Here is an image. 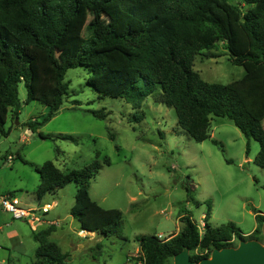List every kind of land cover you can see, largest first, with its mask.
Wrapping results in <instances>:
<instances>
[{"label": "rangeland", "instance_id": "374dc122", "mask_svg": "<svg viewBox=\"0 0 264 264\" xmlns=\"http://www.w3.org/2000/svg\"><path fill=\"white\" fill-rule=\"evenodd\" d=\"M229 7L240 23L247 8L244 1L231 0ZM100 11L106 23L117 31L124 29L126 22L116 5ZM95 13L84 10L58 46L61 62L73 57L90 36L88 27ZM194 70L208 84L228 85L245 76L244 68L233 64L223 45L197 56ZM89 78L87 68L67 71L69 96L37 133L26 124L49 114L41 103L23 104L18 119L13 120L11 112L8 115L4 126L8 134L0 132V200L12 194L26 209L54 206L42 215L44 223L36 231L0 211V264H32L39 247L34 235L52 228L48 240L69 256L68 264H129L128 259H138L141 238L164 241L178 235L183 227L179 218L185 214L200 226L210 210L208 222L213 228L233 223L245 236L255 231L256 215H264V169L255 164L258 142L248 139L230 120L213 117L210 139L197 143L179 127L173 108L152 99L138 106L100 98ZM20 97L26 101L23 86ZM95 112L104 118L95 117ZM47 162L63 173L98 164L90 196L102 208L123 213L121 234L105 238L81 232V224L71 215L77 194L74 183L38 200L37 170Z\"/></svg>", "mask_w": 264, "mask_h": 264}, {"label": "trees", "instance_id": "16d2710c", "mask_svg": "<svg viewBox=\"0 0 264 264\" xmlns=\"http://www.w3.org/2000/svg\"><path fill=\"white\" fill-rule=\"evenodd\" d=\"M230 1L0 0V132L7 136L4 126L10 112L13 120L18 119L23 104L39 102L49 114L26 124L37 133L69 96L67 71L83 67L89 70L88 84L100 98L138 106L152 99L173 108L179 127L197 143L210 139L213 117L230 120L248 139L259 143L255 164L264 169V0H243L247 8L240 23L235 22ZM113 5L126 22L121 31L106 23L100 11ZM84 10L96 11L88 27L91 34L73 57L61 62L57 48ZM220 45L233 64L244 68L241 80L208 84L194 70L197 56ZM22 86L25 102L20 97ZM94 115L104 118V114ZM105 162L110 164L108 159ZM37 171L41 178L35 192L38 200L74 183L77 194L71 215L81 224V231L105 238L121 234L123 213L102 208L90 196L98 164L63 173L47 162ZM209 217L210 210L203 233L185 214L180 217L183 227L178 235L164 241L141 238L139 259L145 264H174V257L188 249L191 260L199 263L216 249L237 247L240 241H264V215H256L258 227L249 236L233 223L213 228ZM52 230L35 234L39 247L32 264H68L69 256L48 240Z\"/></svg>", "mask_w": 264, "mask_h": 264}, {"label": "water", "instance_id": "95a60500", "mask_svg": "<svg viewBox=\"0 0 264 264\" xmlns=\"http://www.w3.org/2000/svg\"><path fill=\"white\" fill-rule=\"evenodd\" d=\"M264 235V224L262 228ZM174 264H264V241H240L237 247L214 250L210 258L199 263L191 260L188 249L174 257Z\"/></svg>", "mask_w": 264, "mask_h": 264}, {"label": "built area", "instance_id": "2783aa9c", "mask_svg": "<svg viewBox=\"0 0 264 264\" xmlns=\"http://www.w3.org/2000/svg\"><path fill=\"white\" fill-rule=\"evenodd\" d=\"M11 160L13 159L10 157L9 161ZM0 206L6 213H9L13 217V219L19 221L22 220L29 223L34 231H36L38 227L43 225L44 219L42 215H48L53 209V206L51 204L44 205L42 207H39L38 209H26L22 207V203L18 198L12 196L1 197ZM52 225L56 226L57 224ZM198 228L200 230V233H203L205 229V223H202L200 226H198ZM231 243L234 244L236 243V241L233 239ZM137 258L139 259L140 255ZM128 263L145 264V260L139 259L133 262L129 261Z\"/></svg>", "mask_w": 264, "mask_h": 264}, {"label": "crops", "instance_id": "0c3cea01", "mask_svg": "<svg viewBox=\"0 0 264 264\" xmlns=\"http://www.w3.org/2000/svg\"><path fill=\"white\" fill-rule=\"evenodd\" d=\"M52 206H54V205H52ZM0 211L2 212V213H4V214H9V213H6L2 208H1V206H0ZM180 219V218H179ZM26 222V221H25ZM29 224V223H28ZM30 225V224H29ZM31 226V225H30ZM49 230V229H48ZM82 230V229H81ZM81 232H83V234H87V233H89V232H84V231H81ZM89 234H92V235H96V236H100V235H98V234H96V233H89ZM35 236V235H34ZM12 237L13 238H18V234H16V233H13V235H12ZM139 251H140V248L138 249Z\"/></svg>", "mask_w": 264, "mask_h": 264}]
</instances>
